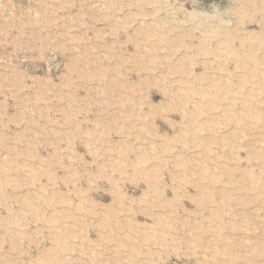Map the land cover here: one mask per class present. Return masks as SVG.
<instances>
[{
  "label": "rangeland",
  "instance_id": "rangeland-1",
  "mask_svg": "<svg viewBox=\"0 0 264 264\" xmlns=\"http://www.w3.org/2000/svg\"><path fill=\"white\" fill-rule=\"evenodd\" d=\"M0 264H264V0H0Z\"/></svg>",
  "mask_w": 264,
  "mask_h": 264
},
{
  "label": "bare ground",
  "instance_id": "bare-ground-1",
  "mask_svg": "<svg viewBox=\"0 0 264 264\" xmlns=\"http://www.w3.org/2000/svg\"><path fill=\"white\" fill-rule=\"evenodd\" d=\"M99 5V4H98ZM95 6V5H94ZM96 7V6H95ZM107 7V6H106ZM109 11V10H108ZM178 90V89H177Z\"/></svg>",
  "mask_w": 264,
  "mask_h": 264
}]
</instances>
